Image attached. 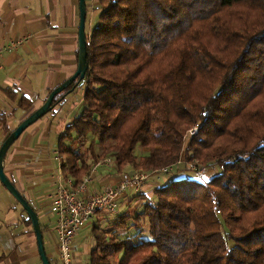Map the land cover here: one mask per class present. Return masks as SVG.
Here are the masks:
<instances>
[{"label": "trees", "instance_id": "16d2710c", "mask_svg": "<svg viewBox=\"0 0 264 264\" xmlns=\"http://www.w3.org/2000/svg\"><path fill=\"white\" fill-rule=\"evenodd\" d=\"M94 2L89 69L53 104L85 82L58 140L72 186L104 160L118 172L220 169L138 193V211H98L111 214L91 223L86 264H264V0Z\"/></svg>", "mask_w": 264, "mask_h": 264}, {"label": "crops", "instance_id": "0c3cea01", "mask_svg": "<svg viewBox=\"0 0 264 264\" xmlns=\"http://www.w3.org/2000/svg\"><path fill=\"white\" fill-rule=\"evenodd\" d=\"M96 7L94 0H87V30L97 18ZM80 13V0H0V46L26 39L18 50L4 51L0 55V148L8 131L16 128L13 127L16 115L19 112L24 114L22 122L43 105L54 88L78 69ZM5 89L14 90L16 98L9 97ZM23 97L31 101L30 107L20 103ZM68 99L69 93L51 112L29 126L9 148L4 161L6 174L39 215L46 250L54 264H59L57 233L55 240L51 234L50 239L45 237V232L51 233L52 227H56L51 195L61 178H72L61 170L58 140L84 103L78 109L70 106ZM2 113L9 114L6 117ZM110 164L104 161L95 164L92 176L86 182L87 194L116 184L126 172L135 171L130 166H126L123 172L113 171ZM175 170L150 174L139 190L127 192L125 206H137V198H133L135 193L150 196L156 188L167 184L170 176L174 175L176 179L180 174H186L175 175ZM28 218L27 211L0 179V264H43L36 233ZM96 218L97 215L77 235L74 264H83L76 247L87 236L86 231ZM86 245L88 258L93 245Z\"/></svg>", "mask_w": 264, "mask_h": 264}, {"label": "built area", "instance_id": "2783aa9c", "mask_svg": "<svg viewBox=\"0 0 264 264\" xmlns=\"http://www.w3.org/2000/svg\"><path fill=\"white\" fill-rule=\"evenodd\" d=\"M25 38L0 46L4 51L18 50ZM196 129L192 130L194 133ZM108 163L107 160H104ZM164 171H169L168 168ZM147 172L134 171L123 175L118 183L106 186L102 192L87 194L86 182L80 187L72 186L71 178H61L51 195L52 212L56 216L57 249L59 264H74L77 235L100 210L117 212L120 201L129 190H139L149 178Z\"/></svg>", "mask_w": 264, "mask_h": 264}, {"label": "water", "instance_id": "95a60500", "mask_svg": "<svg viewBox=\"0 0 264 264\" xmlns=\"http://www.w3.org/2000/svg\"><path fill=\"white\" fill-rule=\"evenodd\" d=\"M80 27H79V66L76 72L65 80L62 84L54 88L47 100L41 105L38 109L32 112L26 119H24L6 138L0 148V179L3 184L7 187V189L13 194V196L17 199V201L23 206V208L27 211L29 217L32 220L33 228L36 233L37 242H38V250L43 261V264H52L50 257L47 253L45 240H44V232L40 222L39 215L34 207L31 205L29 200L21 193V191L17 188V186L11 181L8 175L5 172L4 161L6 154L9 148L13 145V143L21 136V134L33 123L37 120L45 116L52 108L54 104L55 97L58 93L62 92L66 88H68L71 84H73L76 80L78 82L86 76V73L89 69V61H88V39H87V31H86V21H87V0H80ZM78 82L73 86L72 90L76 88ZM69 91L68 93H70Z\"/></svg>", "mask_w": 264, "mask_h": 264}, {"label": "rangeland", "instance_id": "374dc122", "mask_svg": "<svg viewBox=\"0 0 264 264\" xmlns=\"http://www.w3.org/2000/svg\"><path fill=\"white\" fill-rule=\"evenodd\" d=\"M85 87H86V85H85V82L84 83H82V84H79L78 85V87L76 88V90H74V91H72L71 93H69V103H70V106H72V105H74V106H76V107H78V109H79V107H80V105H81V103L83 102V95H84V91H85ZM82 100V101H81ZM73 106V107H74ZM83 106V105H82ZM82 109V108H81ZM80 109V110H81ZM23 113L22 114H20V112L16 115V117H15V119H14V121H13V127L15 128V127H17L18 125H19V123L21 122V119H22V117H23ZM138 153L140 154V151H138ZM110 166L109 167H111L112 168V170L113 171H116V168H115V165L113 164V162L112 161H110ZM180 168H179V170L178 171H176V172H173V173H175V175L176 174H180V173H186L185 174V176H187V177H189V178H192V179H198V180H200V179H207V178H210V177H212V176H214L215 174H216V172L217 171H219V166H217V165H213V167H211V168H209V169H206V170H194L192 167H190L189 165H186V164H183V163H181L180 164ZM128 174L129 173H132V171H128L127 172ZM169 173V172H168ZM170 175V174H169ZM179 176H181V174L179 175ZM171 178L169 179V182L171 181V180H173L174 179V175H172V176H170ZM178 178V177H177ZM205 179V180H206ZM80 187V186H79ZM103 191V189L102 190H99V191H97L96 193H100V192H102ZM127 194V193H126ZM144 195H147L146 193H143ZM137 195H139L138 193H135L134 194V196L133 197H136ZM152 195H154V194H152ZM141 196H142V194L139 196V198H137V202L138 203H136L137 204V206L135 207V210H139V209H142L143 208V200L145 199V198H141ZM125 197H126V195H125ZM125 202L126 201H124V199L122 200V201H120V203H119V206H118V209H121V207H125ZM100 214H102L103 215V217H107L106 216V214H111L110 212H99ZM98 213V214H99ZM105 214V215H104ZM52 218H53V216H51ZM102 217V216H101ZM109 218H108V220H110V219H113L115 216L114 215H111V216H108ZM107 220V221H108ZM94 222H96V220H94L93 221V223ZM104 223H106V221H104ZM91 227L92 226H90V228L86 231V234H87V236L86 237H83V240H80L79 242H78V245H77V249H76V253H77V255H79V256H81L82 255V262H83V264L84 263H86V255H87V253H85V252H88V247H87V245L86 244H88V245H90V247L93 245L92 244V233H91ZM52 235V238H54V240H55V234H56V227H55V229H54V227H52V229H51V233H48V231L47 232H45V237H46V239H50L51 238V235ZM48 243V242H47ZM53 263H55V261H53ZM58 263H59V261H58Z\"/></svg>", "mask_w": 264, "mask_h": 264}]
</instances>
